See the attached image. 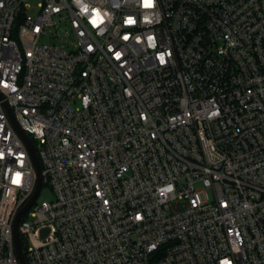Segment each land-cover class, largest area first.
Segmentation results:
<instances>
[{
    "label": "built area",
    "instance_id": "built-area-1",
    "mask_svg": "<svg viewBox=\"0 0 264 264\" xmlns=\"http://www.w3.org/2000/svg\"><path fill=\"white\" fill-rule=\"evenodd\" d=\"M15 123L28 264H264V0H0V264Z\"/></svg>",
    "mask_w": 264,
    "mask_h": 264
},
{
    "label": "water",
    "instance_id": "water-1",
    "mask_svg": "<svg viewBox=\"0 0 264 264\" xmlns=\"http://www.w3.org/2000/svg\"><path fill=\"white\" fill-rule=\"evenodd\" d=\"M11 116H12V118H14L12 113H11ZM16 127H17V130L19 131L21 137L23 138V140L28 145L31 158H32L33 164H34L36 172H37L36 190H35L34 194L32 195V197L30 198V200L26 203V205L24 207H22L20 209V211L18 212V215H17L16 220H15V225H14V243H15V249H16L17 256L20 259L21 264H28L25 257H24V254H23L22 240H21V236H20V232H19L18 227H19L20 221L22 219V216L34 206V204L36 203V201L40 195V192L42 190V187H43L42 164H41V161H40L39 156L37 154L36 148H35L34 144L32 143V141L30 140V138L28 137V135H26V133L17 124H16Z\"/></svg>",
    "mask_w": 264,
    "mask_h": 264
},
{
    "label": "rangeland",
    "instance_id": "rangeland-1",
    "mask_svg": "<svg viewBox=\"0 0 264 264\" xmlns=\"http://www.w3.org/2000/svg\"><path fill=\"white\" fill-rule=\"evenodd\" d=\"M52 198H53V191L51 187L49 185H45L40 192V195L38 197V202L41 203L44 201H50ZM24 219L31 220L29 215L24 217ZM24 247H25V242H24Z\"/></svg>",
    "mask_w": 264,
    "mask_h": 264
},
{
    "label": "trees",
    "instance_id": "trees-1",
    "mask_svg": "<svg viewBox=\"0 0 264 264\" xmlns=\"http://www.w3.org/2000/svg\"><path fill=\"white\" fill-rule=\"evenodd\" d=\"M44 186H45V185H43V187H44ZM43 187H42V188H43Z\"/></svg>",
    "mask_w": 264,
    "mask_h": 264
}]
</instances>
